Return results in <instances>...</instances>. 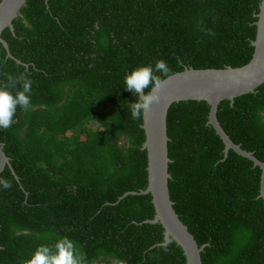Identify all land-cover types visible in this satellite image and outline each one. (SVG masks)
Returning <instances> with one entry per match:
<instances>
[{"label": "trees", "instance_id": "1", "mask_svg": "<svg viewBox=\"0 0 264 264\" xmlns=\"http://www.w3.org/2000/svg\"><path fill=\"white\" fill-rule=\"evenodd\" d=\"M2 0H0L1 3ZM262 0H28L0 43V83L33 81L31 110L0 129L10 158L0 179V264H26L41 244L73 239L86 264H186L166 246L155 217L143 150L124 76L167 62L170 74L242 67L254 54ZM20 62V63H19ZM17 85V88H20ZM151 91V89L145 90ZM204 101L173 104L167 126L174 209L203 264H264L262 170L230 150L208 125ZM218 120L264 163V84L223 101ZM93 126H96L93 127ZM124 197V198H123Z\"/></svg>", "mask_w": 264, "mask_h": 264}, {"label": "water", "instance_id": "2", "mask_svg": "<svg viewBox=\"0 0 264 264\" xmlns=\"http://www.w3.org/2000/svg\"><path fill=\"white\" fill-rule=\"evenodd\" d=\"M28 0H2L0 3V43L7 50L8 57L14 58L8 43L2 38L6 29L14 34V21L20 16L21 10ZM257 36L253 42L255 48L251 61L237 68L230 66L224 69L195 70L186 68L164 79L160 100L154 103L150 110L143 114L142 129L145 132L143 150L147 152L148 159V186L140 193L129 192L124 195H148L152 196L155 208V217L147 220L146 224H160L165 233L166 246L171 240L182 249L186 257V264H203L201 254L209 246H199L188 227L181 221L174 209L175 203L171 199L169 181L172 176L169 173V165L172 160L169 157L167 118L173 104L185 101H204L210 105L208 125L212 126L216 134L225 145V157L230 150L241 157L254 163L255 167L262 170L261 190L259 198L264 200V163L257 159L252 152L245 151L240 145L235 144L222 128L218 117V108L223 101L234 104L235 99L255 91L264 84V0L260 4V12L257 15ZM20 63V62H19ZM9 166L13 174L10 158L5 154L0 145V174ZM123 197V198H124Z\"/></svg>", "mask_w": 264, "mask_h": 264}, {"label": "clouds", "instance_id": "3", "mask_svg": "<svg viewBox=\"0 0 264 264\" xmlns=\"http://www.w3.org/2000/svg\"><path fill=\"white\" fill-rule=\"evenodd\" d=\"M170 68L166 61L159 60L154 65L147 64L134 68L124 76L125 89L133 93L136 102L128 104L133 119H140L154 103L160 100L164 80ZM20 85V88H17ZM33 81L26 75H8L7 83H0V129H8L14 123L17 109L24 112L31 110V93ZM151 89V91H145ZM12 183L0 179V188L7 190ZM26 264H86L85 255L79 250L76 242L69 237H62L54 244H41Z\"/></svg>", "mask_w": 264, "mask_h": 264}, {"label": "rangeland", "instance_id": "4", "mask_svg": "<svg viewBox=\"0 0 264 264\" xmlns=\"http://www.w3.org/2000/svg\"><path fill=\"white\" fill-rule=\"evenodd\" d=\"M93 127H95V128H96V126H93Z\"/></svg>", "mask_w": 264, "mask_h": 264}]
</instances>
